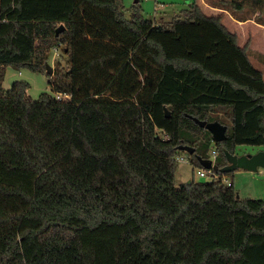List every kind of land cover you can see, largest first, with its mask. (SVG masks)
Returning <instances> with one entry per match:
<instances>
[{"label": "trees", "instance_id": "16d2710c", "mask_svg": "<svg viewBox=\"0 0 264 264\" xmlns=\"http://www.w3.org/2000/svg\"><path fill=\"white\" fill-rule=\"evenodd\" d=\"M212 6L264 12V0ZM248 48L197 0L163 23L138 0L128 19L121 0H0V264H264V200L237 198L221 172L236 147H264ZM55 49L66 65L49 76ZM8 66L46 74L51 94L4 89ZM188 116L227 139L216 178L178 188V159L201 169L212 144Z\"/></svg>", "mask_w": 264, "mask_h": 264}, {"label": "rangeland", "instance_id": "374dc122", "mask_svg": "<svg viewBox=\"0 0 264 264\" xmlns=\"http://www.w3.org/2000/svg\"><path fill=\"white\" fill-rule=\"evenodd\" d=\"M124 6L125 18H130L131 7L135 0H121ZM141 8V14L147 20L153 23H163L169 21L174 16L181 13L184 9H187L189 4L194 0H138ZM217 0H207L212 5ZM242 16L240 19H251L244 28L239 30V41L241 44H247L248 47L255 42V46L261 47L264 51V35L258 33L253 27L260 25L264 26V12L263 13H251L248 10L241 12ZM238 17L236 14H232ZM161 17H163L161 19ZM243 27V26H242ZM249 60L253 66L263 74L264 78V63H261L258 58L253 56L252 53L249 55ZM56 62H60L61 65L65 66V55L61 49L57 51H50L47 64L50 65L53 70L56 66ZM14 81L26 82L29 86L27 90L28 96L36 100L41 93L51 94L48 86V80L46 74L35 73L26 68L17 69L12 66H8L5 69L4 78L2 81V87L7 89L11 86ZM222 120L226 121L224 118ZM215 146L212 141L211 150ZM259 151H264V147L256 146H238L235 149L237 156L241 155H253ZM183 160H178V166L175 171V185L181 187L191 180L195 182L209 181L210 176L200 178L197 175L198 168L193 167L188 158L183 156ZM208 158L212 159L210 153ZM224 181L233 183V190L241 200H264V169L258 168L256 172L246 170H236L224 177ZM225 184V183H224Z\"/></svg>", "mask_w": 264, "mask_h": 264}, {"label": "water", "instance_id": "95a60500", "mask_svg": "<svg viewBox=\"0 0 264 264\" xmlns=\"http://www.w3.org/2000/svg\"><path fill=\"white\" fill-rule=\"evenodd\" d=\"M63 26L60 25L56 29V35H58L62 30ZM45 71L46 74L49 76L53 75V68L48 65L47 63L45 64ZM165 116L169 117V113L165 110ZM199 128L205 129L208 131L211 135L212 141L216 143L223 142L227 139V126L221 124L219 121H213V122H207V121H201L198 120L195 117L188 116ZM178 151L185 152L188 155H192L194 153V149L189 146L185 145H180L178 148ZM227 165L223 168H221L222 173H231L236 170H246V171H251V172H256L258 168L264 169V151H259L253 155H233L230 153L225 154ZM197 161L200 165V167L204 170L207 171H217L218 167L215 166L210 159H202L200 157H197ZM187 182V184H189ZM236 197L238 195L236 194Z\"/></svg>", "mask_w": 264, "mask_h": 264}, {"label": "crops", "instance_id": "0c3cea01", "mask_svg": "<svg viewBox=\"0 0 264 264\" xmlns=\"http://www.w3.org/2000/svg\"><path fill=\"white\" fill-rule=\"evenodd\" d=\"M198 6L201 10V12L205 15V16H214V17H220L221 18V23L223 24V26L230 32L233 33L237 36L238 39V45L240 47L244 46L245 44H241L239 41V30H241L242 28H244V26H246L248 24V22L251 19H247L245 21H240L242 19L239 18V16H242L241 12L235 13L238 17H236L235 15L233 16L231 13H229L226 10H222L216 7H213L212 5H210L207 0H197ZM163 17H161L162 19ZM243 26V27H242ZM254 29H256L258 31L259 34L264 35V26L263 25H258L256 27H253ZM249 52H251L253 54V56H255L257 58V56L259 55L260 57L262 56L264 58V51L262 50L261 47L255 46V42L252 43L251 46H249L248 48ZM261 57V58H262ZM251 62V61H250ZM252 64V63H251ZM253 65V64H252ZM5 89V88H4ZM8 89V88H7Z\"/></svg>", "mask_w": 264, "mask_h": 264}, {"label": "built area", "instance_id": "2783aa9c", "mask_svg": "<svg viewBox=\"0 0 264 264\" xmlns=\"http://www.w3.org/2000/svg\"><path fill=\"white\" fill-rule=\"evenodd\" d=\"M54 51H57L56 49L54 50ZM55 98L56 99H62L63 98V96H61V95H56L55 96ZM210 156H211V158L212 159H210L211 161H212V163L214 164V159H215V157H216V151L214 150V148H213V150H211L210 151ZM184 158H179L178 160H183ZM197 175L200 177V178H205L206 176H210L211 178L210 179H212V178H216L215 176H213L212 175V172L211 171H207V170H204V169H198V172H197ZM224 183H225V185L226 186H230V182L228 181H224Z\"/></svg>", "mask_w": 264, "mask_h": 264}]
</instances>
